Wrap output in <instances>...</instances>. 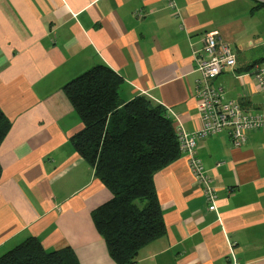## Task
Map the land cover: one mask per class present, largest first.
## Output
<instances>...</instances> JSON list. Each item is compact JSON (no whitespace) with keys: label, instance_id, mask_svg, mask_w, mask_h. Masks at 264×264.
<instances>
[{"label":"crops","instance_id":"obj_1","mask_svg":"<svg viewBox=\"0 0 264 264\" xmlns=\"http://www.w3.org/2000/svg\"><path fill=\"white\" fill-rule=\"evenodd\" d=\"M256 1L0 0V109L11 122L0 144V256L34 236L48 251L73 249L80 264H116L92 218L112 194L71 142L83 123L63 86L105 64L122 78L123 101L146 95L177 130L193 132L202 123L194 52L212 31L242 46L264 13L252 10ZM235 53L216 83L259 112L264 98L248 68L262 57ZM196 155L215 210L181 154L154 176L166 233L132 264H264V130L239 147L221 131L199 140Z\"/></svg>","mask_w":264,"mask_h":264},{"label":"trees","instance_id":"obj_2","mask_svg":"<svg viewBox=\"0 0 264 264\" xmlns=\"http://www.w3.org/2000/svg\"><path fill=\"white\" fill-rule=\"evenodd\" d=\"M261 7L264 2L258 0L252 10ZM121 83L113 69L98 64L66 83L63 90L83 123L71 142L112 194L92 212L95 227L116 264H132L142 247L166 233L154 176L178 159L181 151L168 110L146 95L123 101ZM10 127L0 109V144ZM0 264L80 263L73 249L48 251L30 236L1 255Z\"/></svg>","mask_w":264,"mask_h":264},{"label":"built area","instance_id":"obj_3","mask_svg":"<svg viewBox=\"0 0 264 264\" xmlns=\"http://www.w3.org/2000/svg\"><path fill=\"white\" fill-rule=\"evenodd\" d=\"M175 7L174 0H169ZM196 70L199 78L195 84V96L201 116V126L193 132L177 130L181 154L189 159L194 178L201 184L208 207L215 210L217 193L212 178L206 173L203 162L196 155L199 140L228 131L231 143L239 147L247 141L250 131L264 130V103L262 109L251 111L238 100L226 99L224 87L216 83L217 78L226 69H234L237 55L230 44L224 41L217 31L206 33L203 47L195 51ZM250 72L254 76L257 89L264 98V61L256 63Z\"/></svg>","mask_w":264,"mask_h":264},{"label":"rangeland","instance_id":"obj_4","mask_svg":"<svg viewBox=\"0 0 264 264\" xmlns=\"http://www.w3.org/2000/svg\"><path fill=\"white\" fill-rule=\"evenodd\" d=\"M259 1L264 2V0ZM261 12H264V9H262ZM259 20V23L255 22L256 25L253 26V28L249 29V31L245 32V36H240V41H244L242 46H238V48H235V45L231 46L235 52L238 50V52L241 53L242 59H257L259 57H264V13L260 14ZM249 40L254 41L255 47H251L247 44ZM244 46L247 47L248 53L243 52Z\"/></svg>","mask_w":264,"mask_h":264}]
</instances>
